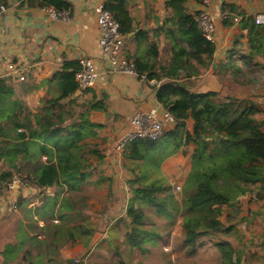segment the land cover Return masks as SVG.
Listing matches in <instances>:
<instances>
[{
	"label": "trees",
	"instance_id": "trees-1",
	"mask_svg": "<svg viewBox=\"0 0 264 264\" xmlns=\"http://www.w3.org/2000/svg\"><path fill=\"white\" fill-rule=\"evenodd\" d=\"M190 1L203 3L165 0L169 12L160 29L173 43L169 64L159 62L158 43L147 39V30L133 25L127 0L105 2L127 39L136 42L133 61L139 75L159 81L157 99L175 117L174 126L159 139H134L123 152L125 159L133 161L128 169L135 176L128 179L132 195L123 219L128 228L126 238L131 247L143 251L145 242L156 243L160 237L146 226L150 219L146 207L171 223L181 214L188 253L195 254L203 235L229 233L236 227L242 210L239 199L264 180V129L255 116L258 104L249 99L227 101L216 91L196 92L184 82L199 75L200 65L211 63L215 51V43L195 21L197 9L191 12ZM38 4L72 11L69 0H39ZM80 68L79 60H65L53 76L58 94L45 101L38 112L15 98L8 78H0V189L4 191L8 181L19 174L36 190L19 196L20 240L7 242L0 250L3 264L14 262L19 254L18 264H77L70 258L63 260V248L77 242L78 236L89 237L94 232L86 223H77L76 217L85 209V191L93 169L106 158L99 143L89 141L104 126L92 121L90 112L106 110L107 105L103 99L78 103L76 73ZM188 119L198 123L192 130ZM160 139L166 144L159 146ZM191 142L195 144L192 166L181 199L163 176L145 181L160 169L164 158ZM87 154L95 156L96 162ZM104 179L100 175L94 183ZM224 205L230 208L226 221L221 219ZM217 245L218 264H241V257L227 240L221 239Z\"/></svg>",
	"mask_w": 264,
	"mask_h": 264
},
{
	"label": "crops",
	"instance_id": "crops-1",
	"mask_svg": "<svg viewBox=\"0 0 264 264\" xmlns=\"http://www.w3.org/2000/svg\"><path fill=\"white\" fill-rule=\"evenodd\" d=\"M69 1L72 16L65 20L53 18L40 7L39 0H0L7 7L0 16V78H8L15 89V98L24 101L34 112L58 94L59 87L53 76L65 60L89 57L98 66H104L100 29L94 11L99 0ZM127 2L135 28L147 30V39L158 43L159 62L169 64L173 43L160 29L169 12L164 6L165 0ZM200 7V4L189 2L190 9ZM211 10L217 16L213 60L206 66L200 65L201 73L184 79V82L196 92L216 91L227 101L253 100L259 106L255 116L264 129V23L255 20L258 13L264 12V0H213ZM236 16L238 21H235ZM135 49L136 42L127 39L123 53L133 60ZM166 49L168 58L164 61L163 50ZM10 62L27 66L24 80L12 77L7 68ZM180 75L183 76L184 71L181 70ZM158 85L159 81L131 73L102 72L95 86L76 92L80 95L78 103L103 99L107 105L106 110L90 112L91 120L104 126L98 130V136L89 141L98 142L107 150H103L107 155L112 151L119 152L116 143L130 129L133 114L160 103L157 99ZM192 124L193 128L198 125L195 120L188 119L189 129ZM184 146L161 162V171L171 183L180 182L191 170V163L184 157ZM128 171L127 177L132 174ZM34 192L33 188L29 194ZM7 193L1 191L0 205L9 203ZM239 201L242 210L236 227L229 233L216 234L231 244L241 257V264H264V180L253 185L252 190L242 195ZM7 213L0 209V220L4 219L0 237L7 242H18L21 214L18 210L12 211L11 218L8 215L4 218ZM217 244L218 241L215 246L219 250Z\"/></svg>",
	"mask_w": 264,
	"mask_h": 264
},
{
	"label": "rangeland",
	"instance_id": "rangeland-1",
	"mask_svg": "<svg viewBox=\"0 0 264 264\" xmlns=\"http://www.w3.org/2000/svg\"><path fill=\"white\" fill-rule=\"evenodd\" d=\"M190 10L193 12V9ZM167 50H163L164 61L168 58ZM77 106H75V110L78 112L79 107ZM190 128V130L193 129V124L190 125ZM165 144L164 139L158 141L159 146ZM193 146L195 148L193 142L184 146V157L188 163H191V166ZM101 149L106 150L102 146ZM87 156L96 162L95 156L92 154H87ZM130 165H134V163L124 158L123 151H112L108 155L106 154L103 162L97 164L96 169H93L92 181L86 186L85 209L81 216L76 217V222L86 223L87 226L94 229V232L89 237L78 236L77 242L63 248V260L70 258L77 264H122L121 262H124L123 264H218L219 256L215 242L222 239L221 235H203L199 238L197 252L190 254L188 253V244L184 241L183 216L178 214L175 221L171 223L162 214L149 207H146L150 218L146 226L155 229L160 237L156 243L145 242L143 245L145 251L139 247H131L126 238L128 229L126 221L123 220L126 216L129 198L132 195L131 182L128 179L135 177L133 173L127 177ZM100 175H104L107 179L95 184L94 181ZM114 175L116 176L114 177ZM156 176H163L170 182L163 175L161 168L153 171L149 177L145 178V181H150ZM187 177H183L178 183L170 182L179 199L183 196ZM178 186L181 188L178 189ZM25 194L29 196V192ZM35 203H40L39 198L35 199ZM223 208L221 219L226 221L230 208L227 205H224ZM18 211L22 220V213L19 209ZM5 212L9 213L5 214L4 218L7 215L9 218L12 217V211ZM3 220H0V227ZM22 226L23 222L21 221L19 232ZM6 243L7 240L0 237V250L4 249ZM3 259L4 257L0 253V264H3ZM20 262L21 255L19 254L17 259L9 264Z\"/></svg>",
	"mask_w": 264,
	"mask_h": 264
},
{
	"label": "built area",
	"instance_id": "built-area-1",
	"mask_svg": "<svg viewBox=\"0 0 264 264\" xmlns=\"http://www.w3.org/2000/svg\"><path fill=\"white\" fill-rule=\"evenodd\" d=\"M105 2L106 0H99L94 7L100 29V45L105 59L104 66L103 68L98 66L97 62L89 57H83L79 60L81 68L76 73V79L79 86L78 90L81 92L95 86L102 72L131 73L147 79L145 75H139L135 62L123 53L127 36L121 31L119 22L105 6ZM212 3L213 0H203L201 7L197 8V11L194 12V19L203 31L205 37L215 42L217 16L211 10ZM44 9L56 19L62 18L70 20L72 16L71 10L59 11L53 8ZM6 10V5L0 2V16ZM238 20L239 17L236 16L235 21ZM255 20L257 23H264V12L258 13ZM7 68L12 77H16L18 80H24L26 78L27 66L25 64L10 62ZM174 124V115L160 103L149 110H137L130 119V129L117 141L116 149L119 152L123 151L130 141L137 138L157 140L166 130L172 128ZM180 188L181 186H178V189ZM4 191L8 192L9 203L1 204L0 209L3 211H17L19 209L18 199L20 194L25 191L32 192L33 188L26 185L19 174H15L8 181Z\"/></svg>",
	"mask_w": 264,
	"mask_h": 264
},
{
	"label": "water",
	"instance_id": "water-1",
	"mask_svg": "<svg viewBox=\"0 0 264 264\" xmlns=\"http://www.w3.org/2000/svg\"><path fill=\"white\" fill-rule=\"evenodd\" d=\"M77 92L79 93V92H81L80 90H77Z\"/></svg>",
	"mask_w": 264,
	"mask_h": 264
}]
</instances>
